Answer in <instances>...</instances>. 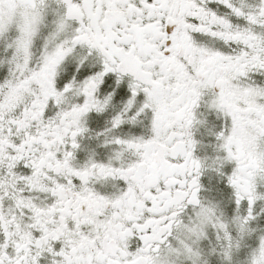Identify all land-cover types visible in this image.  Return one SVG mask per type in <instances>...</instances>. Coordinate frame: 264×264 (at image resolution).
<instances>
[{"label": "snow or ice", "instance_id": "snow-or-ice-1", "mask_svg": "<svg viewBox=\"0 0 264 264\" xmlns=\"http://www.w3.org/2000/svg\"><path fill=\"white\" fill-rule=\"evenodd\" d=\"M0 264H264V0H0Z\"/></svg>", "mask_w": 264, "mask_h": 264}]
</instances>
